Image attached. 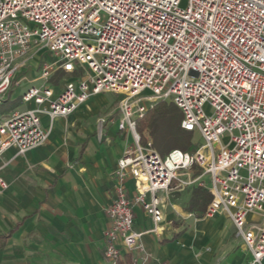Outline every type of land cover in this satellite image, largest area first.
<instances>
[{"label": "built area", "instance_id": "obj_1", "mask_svg": "<svg viewBox=\"0 0 264 264\" xmlns=\"http://www.w3.org/2000/svg\"><path fill=\"white\" fill-rule=\"evenodd\" d=\"M218 15L229 21L223 28L212 23ZM169 24L175 35L164 31ZM45 50L55 59L44 61L37 78H15L31 60L38 66ZM59 71L71 76L54 83ZM26 79L20 98L30 106L0 119V153L44 145L43 115L53 122L94 96L123 95L117 123L131 139L106 207L105 264H142L133 254L146 252L144 236L172 226L158 193L197 186L212 194L203 216H227L250 253L247 264H264V0H0V104ZM161 101L174 102L182 128L204 143L161 156L149 133L137 130ZM108 121L100 118V128ZM7 187L0 178V189ZM135 206L152 219L150 228H136Z\"/></svg>", "mask_w": 264, "mask_h": 264}, {"label": "crops", "instance_id": "obj_2", "mask_svg": "<svg viewBox=\"0 0 264 264\" xmlns=\"http://www.w3.org/2000/svg\"><path fill=\"white\" fill-rule=\"evenodd\" d=\"M29 85L28 80L25 89ZM20 87L10 90L5 101H21ZM90 100L67 118L50 122L43 115V127L50 130L44 145L25 155L14 148L0 153V178L8 184L0 189V233L18 225L0 249V264H105L104 233L110 225L106 207L113 198L114 170L131 135L118 128L119 110L107 116L102 128L99 120L98 125L82 123L93 114L85 109ZM21 103L24 108L1 109L0 119L30 106ZM127 185L133 195V180ZM189 189L158 193L166 203L164 222L172 226L161 236H144L146 252L133 255L142 264H247L250 253L228 217L219 225L217 242L199 239L201 232L196 231L203 230L205 222L189 217L193 212L183 205L182 193ZM134 211L138 230L153 225L140 206Z\"/></svg>", "mask_w": 264, "mask_h": 264}, {"label": "trees", "instance_id": "obj_3", "mask_svg": "<svg viewBox=\"0 0 264 264\" xmlns=\"http://www.w3.org/2000/svg\"><path fill=\"white\" fill-rule=\"evenodd\" d=\"M66 76L67 74L63 71H59L53 78V82L57 83ZM5 102H9V99ZM181 117V110L174 102L161 101L148 110L145 117L139 121L137 130L140 134L148 130L153 140V147L161 156H166L174 149L194 151L196 147L191 142L192 133L182 128ZM211 200L212 194L207 189L194 187L187 210L201 217L205 214ZM17 227L18 225L6 233H0V249L5 247L7 240Z\"/></svg>", "mask_w": 264, "mask_h": 264}, {"label": "rangeland", "instance_id": "obj_4", "mask_svg": "<svg viewBox=\"0 0 264 264\" xmlns=\"http://www.w3.org/2000/svg\"><path fill=\"white\" fill-rule=\"evenodd\" d=\"M36 49V48H34ZM55 59L54 55L50 53L49 51L45 50L42 51L40 54V59H39V64L36 66L35 61L31 60L27 67L23 68L22 70L18 71L15 75V78H22V77H28V79L32 78H37L41 74L42 66L44 64L45 60L48 61H53ZM71 76V75H67ZM28 80H24L22 82V85L20 89H23L25 91V86ZM41 81L37 82L39 85ZM123 98V95L117 94V93H104L101 95L96 96L92 100H90L86 106L85 109H89L90 112L93 114L90 116L85 117L81 122L84 123L85 125H91V124H96L98 125V120L99 118L102 117H107L109 114L115 113L119 109V103L121 99ZM8 107L10 110L15 108V107H20L24 108L23 104L21 103L20 100H18L15 103L12 102H4L3 104L0 105V114H1V109ZM144 132L148 133V130H144ZM192 144L195 147L200 146L201 144L204 143V140L199 132L192 133V139H191ZM204 181L207 183L208 186H210V179L209 177H205ZM192 189H189L185 192H183L182 197H183V205H188V201H185L188 199L189 193H191ZM227 216L222 215V214H217L214 217L211 218H206V217H200L198 219H203L205 222V227L202 229L197 230L196 234H199L201 232V235L199 236V239L203 242H217V240L221 237L218 232L220 231L219 225L223 222L226 221ZM195 223L193 222L191 225L193 226Z\"/></svg>", "mask_w": 264, "mask_h": 264}, {"label": "snow or ice", "instance_id": "obj_5", "mask_svg": "<svg viewBox=\"0 0 264 264\" xmlns=\"http://www.w3.org/2000/svg\"><path fill=\"white\" fill-rule=\"evenodd\" d=\"M209 2H210V0H209ZM129 3H131V0H129ZM199 6H200L199 3H197V7H199ZM154 23H155V22H154ZM212 23H213L214 25L218 26L219 28H223L225 25H227V24L229 23V21L226 20V19L224 18L223 15H218L216 21H212ZM117 26H118V25H117ZM121 31H123V30H121ZM164 31H165V32H170V33H172L173 35H175V29L173 28V26H172L171 24H169L168 28L165 29ZM201 34L203 35V33H201ZM217 37H218V38L221 37V32H219V31L217 32ZM224 38H227V33H224ZM110 39H111V37H109V40H110ZM118 39H120V38L118 37ZM129 39L132 40V41H137V37H136V36H131V35H130ZM125 46H127V42H126V41H125ZM136 51H137L138 53H142L144 56H148V55H150V51H143L142 48L137 49ZM230 59H231V57H230ZM138 63H139V62H137V64H138ZM145 65L147 66V61H145ZM153 65H154V62H153ZM69 67H71V65H69ZM126 70H127V65H125L123 68L112 69L113 76H116V75L118 74V72L126 71ZM125 79H126V77H125ZM249 87H250V85H249ZM181 118H183V117H181ZM186 126H187L188 128H192V127H193V125H192L191 123L187 124ZM178 211H179V210H178Z\"/></svg>", "mask_w": 264, "mask_h": 264}]
</instances>
